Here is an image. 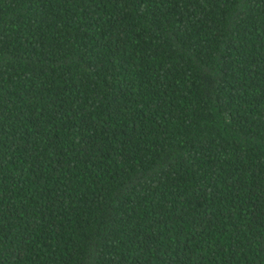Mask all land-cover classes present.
<instances>
[{"label": "trees", "instance_id": "trees-1", "mask_svg": "<svg viewBox=\"0 0 264 264\" xmlns=\"http://www.w3.org/2000/svg\"><path fill=\"white\" fill-rule=\"evenodd\" d=\"M0 264H264V0H0Z\"/></svg>", "mask_w": 264, "mask_h": 264}]
</instances>
